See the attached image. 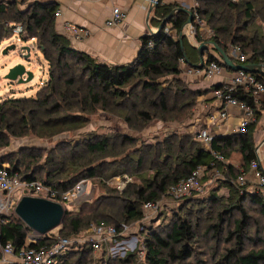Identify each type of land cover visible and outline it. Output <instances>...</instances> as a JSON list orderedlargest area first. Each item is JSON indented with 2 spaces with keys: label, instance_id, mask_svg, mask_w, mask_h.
I'll use <instances>...</instances> for the list:
<instances>
[{
  "label": "trees",
  "instance_id": "16d2710c",
  "mask_svg": "<svg viewBox=\"0 0 264 264\" xmlns=\"http://www.w3.org/2000/svg\"><path fill=\"white\" fill-rule=\"evenodd\" d=\"M25 1L0 0V40L12 33L15 24H22V39H35V46L47 62L48 78L36 97L5 98L0 103V151L10 146L12 139L52 138L78 131L87 125L86 115L98 112L118 116L138 131L153 121L185 122L193 114L202 92L183 83L179 68L181 57L193 66L218 62L233 71L216 47L230 57V47L237 45L247 55L245 64L264 65V33L250 28L258 15L256 0H196L195 9L212 32L204 36L198 28L193 37L199 45H208L203 58L183 32L189 13L179 10L162 30L141 39L140 52L133 62L120 65L100 62L91 54L75 49L69 38L58 33L55 3L29 1L23 8ZM179 7L178 3L159 0L153 8L151 23L159 27L162 20ZM188 9L193 14L194 7ZM168 25L171 33L165 32ZM30 47L34 46L30 44ZM210 48L216 55L208 51ZM237 98L254 108L256 119L245 133L213 137L211 152L196 138L197 134L173 132L157 142L138 146L136 137L116 132L90 134L85 141L73 146L61 142L51 150L21 147L15 154L1 155L0 165L7 163L10 171L18 173L21 179L40 181L61 193L82 179L98 181L107 188L105 194L93 201L81 202L75 210L65 206L60 226L48 236H40L36 243H27L33 231L16 214L1 215V242L10 241L19 251L26 245H50L56 236L78 235L92 223L119 226L140 221L144 217L145 202L160 200L168 194L172 184L202 166L205 172L214 168L222 170L221 185L229 191L227 196L213 191L204 201L191 202L200 204L197 211L201 216L207 203L220 207L214 215L205 216L213 220L206 231L215 241L223 236L225 241L233 242L229 248L212 252L213 264H264V247L246 250V233L257 224L251 211L264 219V195L250 191L247 184L236 182L242 170H247L250 162L257 158V134L264 102L255 103L251 94L243 90ZM106 159L112 160L106 163ZM149 170L152 176L146 178L145 172ZM124 175L132 181L138 179L139 184L130 183L120 191L110 183L113 177ZM189 206L178 210L165 235L152 228L148 230L143 264H187L195 257L191 242L198 236V223L193 224L186 218ZM260 233L258 229L257 234ZM90 254V247L71 250L59 257L58 264H91ZM114 262L138 264L139 258L132 253Z\"/></svg>",
  "mask_w": 264,
  "mask_h": 264
},
{
  "label": "built area",
  "instance_id": "2783aa9c",
  "mask_svg": "<svg viewBox=\"0 0 264 264\" xmlns=\"http://www.w3.org/2000/svg\"><path fill=\"white\" fill-rule=\"evenodd\" d=\"M150 5L155 3V0H146ZM194 5L193 20L190 24L184 26L185 34L188 37H194L199 28V32L203 35H210L212 32L205 25L204 21L198 15V11ZM61 12L57 10L55 16H60ZM126 17V13L120 7H114L111 14L105 21L106 27H113L120 24ZM66 32L75 40L82 41L88 37L89 31L76 26L73 23L66 22L64 24ZM157 31V29L155 30ZM166 33H171L169 28H165ZM12 33L17 34L22 38L24 28L22 24H15L12 28ZM229 55L234 59L236 64H245L247 55L243 53L240 46L234 45L229 49ZM179 68L182 75L189 77H203L206 80H212L216 76L227 70L218 62H211L206 66H193L188 63L185 57L179 59ZM243 90L245 93L251 94L255 103L264 102V74L247 72L245 70L233 71L228 80L221 84V87H216L213 90V97L219 100L224 108L214 111L210 114L211 123L219 124L227 119L228 112L226 106H236L243 111L237 133H245L247 126L255 121V110L246 102L237 98V95ZM216 132L210 131L208 128H203L197 133L199 141L203 146L212 151L211 143ZM218 159L225 161L222 156H217ZM205 174V168L198 166L190 175L181 178L176 183L172 184L168 194L171 199H180L190 195L192 192H199L203 189L202 177ZM132 182L131 178L124 176L113 177L110 180L112 185H115L118 190L123 191L128 184ZM237 184L248 185V189L252 192L261 193L264 195V171L257 159L250 162L247 170H242L238 175ZM92 184L89 179L80 180L73 188L68 191L60 192L57 189L51 188L40 181L23 180L18 173H12L7 163L0 165V216L9 214L14 211L20 198L27 192L28 194L45 197L66 206L67 202L73 203L76 209V204L82 198L89 195L88 185ZM20 191V194H17ZM161 208L160 201H147L143 205L144 217L149 214L157 213ZM132 233L129 224L123 223L119 226L111 224H95L92 223L86 230L72 237L56 236L53 243L43 246L27 245L16 251L12 242L2 243L0 240V264H58L59 257L71 250H80L84 247H90L92 253L103 255L102 259L110 260L124 258L129 254L135 253L137 248L138 238L130 236ZM33 232L27 240V243H36L40 236ZM144 253L143 251L140 252Z\"/></svg>",
  "mask_w": 264,
  "mask_h": 264
},
{
  "label": "rangeland",
  "instance_id": "374dc122",
  "mask_svg": "<svg viewBox=\"0 0 264 264\" xmlns=\"http://www.w3.org/2000/svg\"><path fill=\"white\" fill-rule=\"evenodd\" d=\"M28 2L29 0H26L21 7H26ZM255 6V10L258 15L257 17H255V20L251 24L250 28L258 29L261 33H264V0H256ZM166 28H169V25ZM30 44H32L34 47L30 50L29 61H26L21 57V54L26 53V51H21V47L30 46ZM10 45H14L15 48L8 49ZM5 49H7V52L3 53ZM10 61H23L27 63L28 68H30L34 72L33 79L23 84H19L17 83V81L13 82L5 79L4 76L6 74V69L8 68V64ZM184 77L185 75H183L182 77L183 83L186 86H188L189 83V85L194 89L205 87V84L202 82V80H190L189 82V79ZM47 78L48 65L46 60L44 59L42 51L35 46L34 38H31L30 40H24L17 34L11 33L9 36H5L0 40V103L5 98L36 97L38 90L44 85L45 82H47ZM162 80H164V78ZM86 116L89 119L87 125L78 131L60 133L52 138H37L34 136H27L20 139H12L11 145L0 151V156L7 153L15 154L21 147H36L41 150H51L61 142H65L66 144H70L73 146L77 143H82L83 141H85V138L89 137L90 134L109 135L115 134L116 132L123 133L136 137L138 139L136 144L138 146H141L143 144L154 143L153 141L151 142L150 137L147 136H157L156 134L159 133V136L162 137L166 136L169 133H173L166 132L165 134L161 132V129L159 130L158 128H156L155 126H158L159 124L164 127L167 126L168 123H164L161 121L160 123H158L159 121H153L147 128L138 131L130 128L129 125L118 116L109 115L104 112H98L96 114H89ZM67 148L68 147H66V149ZM111 160L112 159H106L104 160V162L108 163ZM152 173L153 172H151V170L146 171V178H148V176H152ZM223 176V173H220L218 171L205 172L201 180L203 184V189L201 191L192 192L190 195L180 199H171L169 194L163 195V197L159 200L161 208L157 213L149 214L148 216L143 217L140 221L128 223L132 231V233H130V236H134L139 239L137 248L134 251V254H136L139 258L138 264H143L144 262V243L148 230L152 228L165 235L166 232L169 231L171 224L175 221L178 210L182 207H188L189 205L190 206L188 214L190 213V215L187 214L186 218H189L193 222V224L198 223L196 230L198 236H196V238L191 242V246L195 251V257L191 259L187 264H197V261H202V264H213L214 257L211 254L214 250H223L224 248H229L233 245V242L225 241L223 236H220L219 240L215 241V239H213V237L211 236V233H208L206 231L208 225L213 223V220L210 218V216L214 215L220 209V207L212 206L211 204L207 203V206L204 209V213L201 216L197 211V208H199L200 204L191 203L196 200H198V202L204 201L205 199L209 198V195L213 191H215L218 195L227 196L229 193L228 188L221 185ZM133 182L139 184L140 181L135 178L133 179L131 184ZM87 189L89 195H87V197L85 198H82L79 203L76 204L77 208L81 202L85 200L93 201L101 195L105 194V191H107L106 186L100 184V182L98 181L92 182L91 185L89 183ZM17 194H20V191H17L16 195ZM194 204H196V206H193ZM66 207L69 209L75 208L73 206V203L70 202L66 203ZM11 213L15 214L14 211L9 212V214ZM208 213H210V216L205 217ZM251 214L253 215V218L255 219V222H257V224H253L246 233L248 237L246 250L250 248L264 247V219L258 216L256 211H251ZM258 229L261 230V233L259 235L257 234ZM57 231L58 229L55 230V232ZM141 251H143L144 253L141 254ZM102 257L103 255L100 254L95 256V254L92 253L89 255V259L92 261L91 264H107L108 262H110L109 264H115V262L113 263V261L118 259L105 260L102 259Z\"/></svg>",
  "mask_w": 264,
  "mask_h": 264
},
{
  "label": "crops",
  "instance_id": "0c3cea01",
  "mask_svg": "<svg viewBox=\"0 0 264 264\" xmlns=\"http://www.w3.org/2000/svg\"><path fill=\"white\" fill-rule=\"evenodd\" d=\"M39 1L41 3L57 5V10L61 12L60 16L55 18V29L58 33L63 34L70 39L73 47L85 51L100 62L107 64H127L133 62L140 52L144 36L156 32V26L151 23L154 16L153 10L149 14L150 4L146 0H29ZM164 3H178L181 7H194L195 0H163ZM114 7H120L126 13L125 19L118 25L106 27L105 21L111 14ZM56 10V11H57ZM149 14V17H148ZM70 22L76 26L82 27L89 31V35L82 41L75 40L72 35L68 34L64 24ZM184 32V31H183ZM185 34V33H184ZM186 35V34H185ZM187 36V35H186ZM189 41L196 47L198 43L193 37H188ZM193 39V40H191ZM209 52L216 55L211 48ZM205 58V56H204ZM233 71L224 70L221 75L212 80H206L203 77H189V82L202 80L204 88L194 89L188 81L191 89L201 91L198 97V104L193 114L185 122H170L166 127L159 124L155 126L162 133L178 132L183 134L196 135L201 129L208 128L217 135L230 136L237 133L243 111L236 106H226L228 112L227 119L219 124L211 123L209 116L212 112L224 108V105L213 97V90L216 86L231 77ZM183 77V75L181 76ZM160 123V121L158 122ZM263 124V125H262ZM264 114L259 122L257 134L256 154L257 160L264 171ZM147 136L151 142H157L164 136ZM216 135V136H217ZM196 138H198L196 136ZM203 145V144H202ZM259 147V148H258ZM258 148V149H257ZM208 150V149H207ZM210 151V150H209ZM227 162V161H225ZM234 164V162L229 161ZM220 172L214 168L211 172ZM224 172V169H223Z\"/></svg>",
  "mask_w": 264,
  "mask_h": 264
},
{
  "label": "water",
  "instance_id": "95a60500",
  "mask_svg": "<svg viewBox=\"0 0 264 264\" xmlns=\"http://www.w3.org/2000/svg\"><path fill=\"white\" fill-rule=\"evenodd\" d=\"M158 2L159 0H155V3L150 5L149 14L153 10V8L158 4ZM179 10L186 11L187 13H189V18L186 24H190L193 20V14L188 8L179 7L174 9L170 14H168L162 20L160 26L157 28V31L162 30L165 24L174 15V13ZM182 37L183 34L180 36V39H182ZM14 48H15L14 45H10L8 47V49H14ZM207 48L208 45L205 43H201L200 45H198V52L200 58H203L204 50ZM30 50H31L30 46L21 47V51H26L25 54H21L23 60L29 61ZM216 50L219 52L224 63L231 70L238 71L242 69L247 72L264 74L263 64H253V63L236 64L221 48L216 47ZM6 52L7 49L3 51V53ZM33 77H34V72L30 68H28L27 63L23 61L20 62L10 61L8 64V68L6 69V74L4 76L5 79L13 82L17 81V83L19 84L27 83L31 81ZM14 212L17 215V217H19L33 232H36L39 235H46L51 230L60 226L65 214V208L64 205L60 202L41 196L31 195L25 192V194L18 201L14 209Z\"/></svg>",
  "mask_w": 264,
  "mask_h": 264
}]
</instances>
